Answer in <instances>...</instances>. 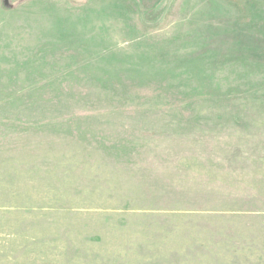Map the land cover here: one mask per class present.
<instances>
[{
	"label": "rangeland",
	"instance_id": "1",
	"mask_svg": "<svg viewBox=\"0 0 264 264\" xmlns=\"http://www.w3.org/2000/svg\"><path fill=\"white\" fill-rule=\"evenodd\" d=\"M0 264H264V0H0Z\"/></svg>",
	"mask_w": 264,
	"mask_h": 264
},
{
	"label": "trees",
	"instance_id": "2",
	"mask_svg": "<svg viewBox=\"0 0 264 264\" xmlns=\"http://www.w3.org/2000/svg\"><path fill=\"white\" fill-rule=\"evenodd\" d=\"M29 0H14V6L16 5H20V4H24L26 2H28ZM5 6V4L3 3V7ZM23 124V122L21 123Z\"/></svg>",
	"mask_w": 264,
	"mask_h": 264
}]
</instances>
